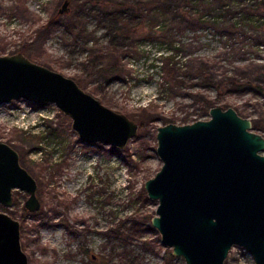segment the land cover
I'll list each match as a JSON object with an SVG mask.
<instances>
[{
  "label": "rangeland",
  "instance_id": "1",
  "mask_svg": "<svg viewBox=\"0 0 264 264\" xmlns=\"http://www.w3.org/2000/svg\"><path fill=\"white\" fill-rule=\"evenodd\" d=\"M63 1L0 0V54L21 52L73 78L138 131L122 149L85 143L53 103L0 104V140L35 179L41 204L28 212L27 194L15 189L0 211L19 220L29 264H185L150 223L157 201L144 182L161 166L156 127L207 119V97L264 128V92L256 89L264 87V0H198L195 11L177 7L180 0H70L45 27ZM119 1L125 6L112 4ZM248 75L247 90L223 99L217 86H200L204 77ZM224 264L253 260L233 246Z\"/></svg>",
  "mask_w": 264,
  "mask_h": 264
},
{
  "label": "water",
  "instance_id": "2",
  "mask_svg": "<svg viewBox=\"0 0 264 264\" xmlns=\"http://www.w3.org/2000/svg\"><path fill=\"white\" fill-rule=\"evenodd\" d=\"M64 0L59 13L68 10ZM25 99L53 103L71 119L80 141L119 149L138 124L102 104L71 77L28 59L0 54V104ZM207 119L156 127V173L144 182L157 201L150 223L160 243L185 264H224L229 250H246L264 264V136L233 107L215 105ZM27 194L24 207L40 208L37 184L17 151L0 140V205L11 207L12 191ZM0 264H29L20 243V222L0 211Z\"/></svg>",
  "mask_w": 264,
  "mask_h": 264
},
{
  "label": "trees",
  "instance_id": "3",
  "mask_svg": "<svg viewBox=\"0 0 264 264\" xmlns=\"http://www.w3.org/2000/svg\"><path fill=\"white\" fill-rule=\"evenodd\" d=\"M158 1V0H157ZM202 0H200V2H201ZM197 2H199L198 0H180L179 2H178V5H177V7H182V8H184L185 6L186 7H189V8H193L194 9V11L197 9ZM112 4L114 5V6H121V7H123V6H125V3L123 2V1H119V2H117V3H115V2H112ZM139 5V4H138ZM225 4H223V6H224ZM261 6H264V5H261ZM208 10H210V9H207V11ZM188 13V11H185L184 12V15H186L187 13ZM246 13V12H245ZM245 13H243V14H245ZM250 14H252V13H246L245 15H250ZM205 14L204 13H202V14H200L199 15V19L200 18H203V16H204ZM255 15H257V14H255ZM259 17L260 18H263V21H264V16H260L259 15ZM187 18V17H186ZM197 18V17H196ZM199 19H197L198 21H199ZM200 22V21H199ZM50 23V22H49ZM47 25H45V27H46ZM262 28H264V27H260V30L262 29ZM168 58H169V60L171 59V56H168ZM114 72H116V69H114V68H111L110 69V73L112 74V73H114ZM244 78V81H240L237 77H234V76H226V79L225 80H221L220 82H216V81H213L211 78H209V77H204V79H203V83H202V85H200L201 87H203V88H209V87H211V86H217L216 87V90L218 91V99H223V96L224 95H226V93H228V92H240V91H243V90H247L248 89V87L249 86H251L252 85V82L251 81H253L251 78H250V75H248V76H245V77H243ZM261 80H264V79H261ZM183 83V82H182ZM256 89H257V91L259 92V93H263L264 92V87L262 86V85H257V87H256ZM203 108L204 109H206V111H208L209 110V108L210 107H212V106H215V105H217L218 103H217V101L216 100H214V99H210V98H207V97H205V99H203ZM220 105V104H219ZM221 106H223L224 108H227V107H230L231 105L229 104V103H227V102H225L224 104H221ZM234 109L237 111V113L239 114V115H241V116H244L243 114H241L238 110H237V108L236 107H234ZM252 128L254 129V130H260V129H264L263 128V126H262V123L261 122H259L258 120H252ZM133 225L135 226V229H134V231H140L141 230V225L142 224H140V223H133Z\"/></svg>",
  "mask_w": 264,
  "mask_h": 264
},
{
  "label": "flooded vegetation",
  "instance_id": "4",
  "mask_svg": "<svg viewBox=\"0 0 264 264\" xmlns=\"http://www.w3.org/2000/svg\"><path fill=\"white\" fill-rule=\"evenodd\" d=\"M37 1H38V0H37ZM62 4H63V3H62ZM62 4H61L60 7L57 8V10H56L54 16H53L52 18H50V19L47 20L46 25H47L49 22H51L52 20H54V17H55V16H58V15H60V14H63V13H59V10L62 8ZM68 9H69V6H68ZM67 11H68V10H67ZM43 26H44V25H43ZM40 207H41V204H40ZM25 209H26V208H25ZM39 209H40V208H39ZM39 209H38V210H39ZM26 210H27V209H26ZM38 210H37V211H38ZM27 211H28V210H27ZM28 212H29V211H28ZM35 212H36V211H35ZM30 213H33V212H30Z\"/></svg>",
  "mask_w": 264,
  "mask_h": 264
}]
</instances>
